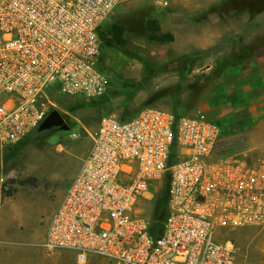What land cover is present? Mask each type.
I'll list each match as a JSON object with an SVG mask.
<instances>
[{
    "label": "built area",
    "instance_id": "obj_1",
    "mask_svg": "<svg viewBox=\"0 0 264 264\" xmlns=\"http://www.w3.org/2000/svg\"><path fill=\"white\" fill-rule=\"evenodd\" d=\"M124 0H0V147L22 142L60 95L110 81L101 28ZM175 0H151L166 8ZM226 127L198 110L146 106L102 117L92 148L49 217L44 246L114 264H237L224 229L264 226V152L223 154ZM174 148V150H172ZM169 176L166 215L144 200Z\"/></svg>",
    "mask_w": 264,
    "mask_h": 264
},
{
    "label": "rangeland",
    "instance_id": "obj_2",
    "mask_svg": "<svg viewBox=\"0 0 264 264\" xmlns=\"http://www.w3.org/2000/svg\"><path fill=\"white\" fill-rule=\"evenodd\" d=\"M247 4L250 0H175L157 8L151 0H124L116 7L106 23L122 21L127 44L102 50L108 93L57 96L53 109L64 115L69 130L51 129L37 137L36 128L19 144L0 147V264H23L24 246L45 257L40 241L49 217L92 148L90 131L107 114L123 119L146 106L188 114L204 110L231 125L221 153L246 152L251 158L264 152V145L250 142L249 128L233 119L247 109L237 101L244 96L227 98L228 85L217 89L221 77L264 50V10L253 11ZM169 182L167 175L143 199L145 211H152L155 199L163 202ZM260 228L223 230L221 238L236 245L237 264H248L245 251ZM72 252L48 258L54 264H114L99 255L80 263Z\"/></svg>",
    "mask_w": 264,
    "mask_h": 264
},
{
    "label": "crops",
    "instance_id": "obj_3",
    "mask_svg": "<svg viewBox=\"0 0 264 264\" xmlns=\"http://www.w3.org/2000/svg\"><path fill=\"white\" fill-rule=\"evenodd\" d=\"M238 70L224 75L217 84L222 89L226 85L229 87L227 98L235 95L244 96L240 105L247 106L246 110L241 112L236 119L238 124L249 128V132L253 133L249 140L255 145H264V50L246 61H242ZM262 87V88H261ZM224 89V88H223ZM226 99V98H225ZM243 106V105H242ZM215 107V106H214ZM204 111V110H202ZM206 112V111H205ZM207 113V112H206ZM208 114V113H207ZM252 237V245L245 251L248 264H264V227L254 232ZM45 236L40 244L44 246ZM251 248V249H250ZM47 254L45 257L42 254H37L33 250H28L26 246L22 248L25 254V262L23 264H54L50 262L49 256L58 254V257L63 256L64 252H70L69 249H58L54 252H49L45 248ZM63 250V251H61ZM72 253H75L73 251Z\"/></svg>",
    "mask_w": 264,
    "mask_h": 264
},
{
    "label": "trees",
    "instance_id": "obj_4",
    "mask_svg": "<svg viewBox=\"0 0 264 264\" xmlns=\"http://www.w3.org/2000/svg\"><path fill=\"white\" fill-rule=\"evenodd\" d=\"M246 8H251V9H253V11L261 12L264 10V0H250V4H247ZM150 27L153 29L154 28L157 29L153 25H151ZM125 31H126V28H125V25L122 21L119 22L117 20L112 25H108V23H106L100 30V35H101L102 41H103L102 50L104 51L105 48L111 47V46H116V47H120V48L126 46L127 38L124 35ZM101 61H103V54H101ZM107 93H105V94H107ZM98 97H101V96H98ZM240 100L242 101V99H239L237 101L240 102ZM174 112L176 113L177 116H180L181 114H185L184 112L181 113L180 110H177ZM134 114H132V115H134ZM186 114H188V113H186ZM132 115H130V116H132ZM130 116H128V117H130ZM123 119H125V118H123ZM225 127H226V133H228L229 129H231V125L226 124ZM53 129H57V128H53ZM36 132L38 133L37 137H42L43 135L48 134L50 132V130L39 132L36 129ZM167 200H168L167 194L165 195L163 202L155 199V205L151 211V214L154 218L159 219V220L164 218V216L166 215Z\"/></svg>",
    "mask_w": 264,
    "mask_h": 264
},
{
    "label": "water",
    "instance_id": "obj_5",
    "mask_svg": "<svg viewBox=\"0 0 264 264\" xmlns=\"http://www.w3.org/2000/svg\"><path fill=\"white\" fill-rule=\"evenodd\" d=\"M59 128L61 130H69L70 125L65 119L64 115L57 109L51 110L40 125L37 127L39 132Z\"/></svg>",
    "mask_w": 264,
    "mask_h": 264
},
{
    "label": "bare ground",
    "instance_id": "obj_6",
    "mask_svg": "<svg viewBox=\"0 0 264 264\" xmlns=\"http://www.w3.org/2000/svg\"><path fill=\"white\" fill-rule=\"evenodd\" d=\"M81 263H85V262H81Z\"/></svg>",
    "mask_w": 264,
    "mask_h": 264
}]
</instances>
